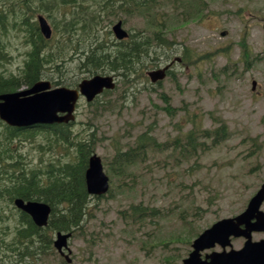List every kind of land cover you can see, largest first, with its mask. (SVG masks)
<instances>
[{
    "label": "rangeland",
    "instance_id": "374dc122",
    "mask_svg": "<svg viewBox=\"0 0 264 264\" xmlns=\"http://www.w3.org/2000/svg\"><path fill=\"white\" fill-rule=\"evenodd\" d=\"M184 1L190 4L189 0ZM202 1L207 7L201 20L187 22L181 0L162 2L163 9L154 10L160 21L170 18L166 35L174 41V48L153 55L161 57V63L149 65L144 73L147 75L183 57L184 48L189 49L190 63L202 55L216 53L212 61L192 67L175 61L171 63L173 72L161 85L152 86L145 74L137 79V84L133 79L129 85H119L122 83L119 79L115 92L101 98L103 103L92 108L84 99L77 109L74 129L82 132L88 124L94 125L99 138L95 153L101 157L105 172L113 163L116 150L128 149L143 133L148 132L162 146L148 145L144 160L130 167L124 176H109L110 191L89 207L84 228L73 234L64 257L53 243L46 253L34 252L33 258L26 262L23 258L19 262V255L16 257L14 251L8 254L6 248L3 256L0 253V264L9 262L10 257L8 264H21L23 260L24 264H183L192 252L194 240L203 231L246 209L249 199L264 182V0ZM26 2L11 0L0 6V11L6 13L0 21V39L8 58L1 59L0 72L7 77L21 78L24 74L31 51L28 36L31 27L25 26V21L33 24L40 15L47 18L53 29L48 48L53 50L62 35V29L54 22H62L73 13L74 6H67L59 20L52 17L53 12L40 13L37 0H31V6ZM154 16V13L147 17L135 15L124 28L128 32L141 29L150 33L147 23L151 25V19L156 21ZM118 20L114 18L112 26ZM114 40L113 36L110 43ZM244 40L255 58L248 69L242 60ZM79 55L70 51L64 60L57 58L56 65L61 68L50 67L52 70L44 79L52 84L59 80L64 85L77 86L87 78L81 73ZM72 57L77 58L71 60ZM226 66L227 74L222 71ZM253 81L257 83L254 91ZM166 104L172 114L164 110ZM218 121L226 124L225 141L218 143L216 136L211 135L204 136L206 139L199 137V143L205 146L196 151L182 152L173 146L177 137H184L191 129L197 128L202 136L199 131L215 129L220 125ZM5 131L0 125V133ZM43 136L38 133L36 140L27 142L21 136V143L17 139L13 144V152L17 154L20 149L31 166L41 165L42 160L48 162L49 147L42 150L39 146L46 143ZM52 154L53 159L59 156L70 159L69 154L61 151ZM0 184V244L9 240L16 248L18 239L13 226L20 217L17 212L7 216L12 203L7 181L0 179ZM133 207L142 210L134 212ZM56 234L51 233L53 240ZM262 239L264 233L254 235L255 241ZM243 243L234 240L233 247L240 249ZM28 255L29 250L23 248L21 257Z\"/></svg>",
    "mask_w": 264,
    "mask_h": 264
},
{
    "label": "trees",
    "instance_id": "16d2710c",
    "mask_svg": "<svg viewBox=\"0 0 264 264\" xmlns=\"http://www.w3.org/2000/svg\"><path fill=\"white\" fill-rule=\"evenodd\" d=\"M10 1L0 0L1 8L4 3L7 4ZM26 1V4L31 6V0ZM166 1L170 0H37L36 5H38L39 12L47 14L53 12V18L57 17L60 20V17H63L61 11L67 6H74L72 7L73 13L62 22H54V25L62 29V35L59 36L60 39L55 43L57 45L53 50L48 48L52 39H45L37 23L24 22L25 26L31 27L28 31L31 37V51L25 61L24 74L21 78L7 77L0 72V95L16 91L22 85L33 86L36 82L44 79L46 73L52 70L50 67L61 68L56 65L58 63L56 59L62 58L64 60L70 51L74 52L75 55L80 54L78 59H80L79 65L83 68L81 73L85 74L87 78L108 72L115 74L121 80L122 83L119 85L123 83L129 85L130 80L133 79H135L136 84L139 83L137 79L145 74L144 72L149 65L161 63V57L154 58L153 55L165 48L166 50L174 48V41L167 39L166 35L170 26V18H164L160 21L157 14L159 10L163 9L161 3ZM189 1L190 4L188 5L184 0L180 2L187 12L186 21L195 18L203 19L206 16L204 15L207 7L206 2L202 0L200 3L195 0ZM172 4L176 3L172 2ZM151 13L155 14L156 21L151 19V25L147 23V29L152 32L134 29V32H129L130 36L125 41L114 40L110 43L114 36L111 27L114 18H119L118 21H123L126 25L135 15L147 17ZM5 15L4 10L0 11V21L5 18ZM1 42L2 39H0V66L3 57L5 60L8 59L6 58L5 47L1 45ZM241 47L243 64L248 69L253 65L252 60L255 58L250 54V48H248L245 40L241 43ZM188 53L189 49L184 48L182 60L184 64H187L186 66H200L203 62L212 61L214 54H216L202 55L197 61L190 63L188 62L190 58ZM76 58L72 57L71 60ZM256 58V60H260L259 57ZM226 70L227 66L223 68V73L227 74ZM235 70L236 68L233 71ZM53 83L57 86L63 84L59 80L53 81ZM113 93V91L106 92L103 97H98L91 106L103 103L101 98ZM164 100L166 99L164 98ZM164 110L166 112L170 110L168 113L172 114L170 107H165ZM74 124L56 125L51 129H46L43 136L47 138L46 143L42 142L39 146L42 150L49 147L51 157L48 162L41 159V165L31 166L22 159V155L18 152L12 155V151L8 148V142L16 141L15 139L21 138L20 136H25L24 141H34L38 133L35 130L20 132L0 122V125L6 129L5 132L10 133V135L0 137V179L13 182L7 186L10 193L15 190L18 197L44 202L52 208L47 227L42 229L36 227L31 218L24 214V230L18 228L15 233L17 239L23 236L21 241L24 243L25 250H29V255L25 257L27 261L33 258L34 252L46 253L51 248L53 243L51 233L74 234L83 230L89 207L94 201L100 199L88 194L85 180L89 158L95 154L96 146L99 143L98 133L92 124H88L82 130L84 133L74 129ZM197 132L198 129L195 128L191 129L185 137L179 136L176 140V148L181 146L185 147L184 149H197L200 146L198 145L199 135ZM199 132H202L201 134L204 136L212 135L215 132L218 143L224 141L227 135L225 123L220 124L213 131ZM201 139H205V137H201ZM155 143L156 140L146 132L139 136L134 143L129 144L128 149H117L113 163L109 165L107 170L109 176H124L130 167L138 164V160H144L148 151L147 146L155 145ZM5 148L7 150L4 151ZM60 151L62 154H69L70 159L67 160L66 157L60 156L53 159L54 154L52 153H60ZM13 162L15 163L13 164ZM133 210L136 212L142 209L141 207H133ZM22 231L24 232L21 233ZM19 248L22 249L23 247ZM18 255L17 250L16 257ZM11 259L10 257V262Z\"/></svg>",
    "mask_w": 264,
    "mask_h": 264
},
{
    "label": "water",
    "instance_id": "95a60500",
    "mask_svg": "<svg viewBox=\"0 0 264 264\" xmlns=\"http://www.w3.org/2000/svg\"><path fill=\"white\" fill-rule=\"evenodd\" d=\"M41 30L46 38H51L52 32L50 26L44 18H40ZM118 39L122 40L128 37V33L122 29V23L119 22L113 28ZM153 81L161 80L165 77L164 71H158L150 74ZM115 84L111 77L97 76L92 80H86L80 85L81 93L91 102L105 88L113 89ZM49 83H38L31 90L5 94L0 96V118L11 126L28 127L36 124H55L68 123L74 120L73 113L75 105L80 97L78 90L68 88H59L51 90ZM66 114L59 116V114ZM86 184L88 193L101 196L109 190V178L103 171L100 158L96 156L90 160L89 169L86 173ZM264 201V184L260 191L251 200L247 211L236 219H227L219 222L211 229L202 234L194 243L195 251L185 260V264H264V241L253 244L251 242L252 231H264V214L259 209ZM18 206L23 208L32 216L35 223L40 226L48 224L51 209L48 205L39 202H30L24 204L18 202ZM257 218L258 222L253 227L241 230L240 226L245 222ZM70 235H58L55 246L62 251L67 247V239ZM244 236L250 241L240 251L213 253L201 258V251L215 247L221 244L226 247L230 244V237Z\"/></svg>",
    "mask_w": 264,
    "mask_h": 264
},
{
    "label": "flooded vegetation",
    "instance_id": "af4514ba",
    "mask_svg": "<svg viewBox=\"0 0 264 264\" xmlns=\"http://www.w3.org/2000/svg\"><path fill=\"white\" fill-rule=\"evenodd\" d=\"M3 199H4V201H5L6 197H3ZM3 199H1V201H3ZM21 222H22V220L19 222V225L21 224ZM22 251H23V248H22L21 251L19 252V257H20V259H21V258L24 259V257H21V253H22ZM21 264H24V260L21 262Z\"/></svg>",
    "mask_w": 264,
    "mask_h": 264
}]
</instances>
